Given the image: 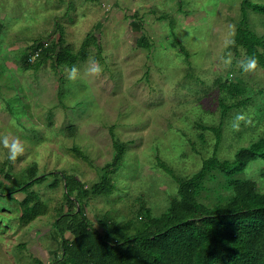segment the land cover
Wrapping results in <instances>:
<instances>
[{
  "label": "rangeland",
  "instance_id": "1",
  "mask_svg": "<svg viewBox=\"0 0 264 264\" xmlns=\"http://www.w3.org/2000/svg\"><path fill=\"white\" fill-rule=\"evenodd\" d=\"M240 3L0 0V137L18 138L24 146L13 162L0 143V264H60L53 221L70 207L62 176L74 174L90 187L113 159L111 131L125 146L121 163L109 172L114 186L90 193L76 206L99 232L105 231L99 222L104 214L129 219L138 199L155 214L164 210L175 193L174 178L197 170L214 151L215 131L205 126L220 129V159L230 160L238 147L258 141L264 131V72L258 63L245 72V49L232 43ZM246 14L250 28L264 36V16L249 7ZM59 33L74 52L89 39L88 56L73 64L79 70L75 82L67 79L70 66L53 63V51L24 65L32 45ZM92 58L103 68L99 76L87 73ZM229 83L243 91L233 95ZM220 103L228 107L224 116ZM73 145L86 158L75 155ZM32 167L46 174L30 187L45 211L25 222L19 220V200L27 193L9 194L5 174L16 172L18 182ZM234 176L254 180L264 192V158ZM215 181L203 196L212 197L207 200L212 207L229 196L220 173Z\"/></svg>",
  "mask_w": 264,
  "mask_h": 264
},
{
  "label": "trees",
  "instance_id": "2",
  "mask_svg": "<svg viewBox=\"0 0 264 264\" xmlns=\"http://www.w3.org/2000/svg\"><path fill=\"white\" fill-rule=\"evenodd\" d=\"M246 7L264 16V3L241 0V16L236 22L232 43L235 48L245 49V60L256 58L264 72V36L250 28ZM60 34L48 43L40 40L32 45L31 54L23 59L24 65L30 66L36 59H43L49 51L54 52L55 65L70 67L77 58L88 56L89 39L74 52L63 45ZM229 85L233 95L243 91L238 83ZM243 102L239 100V103ZM220 106L221 116H224L228 107L223 103ZM206 127L215 131L214 151L202 159L197 170L174 178L175 193L169 196L166 208L155 214L143 199H138L136 213L129 219L116 220L104 214L99 219L104 232L93 228L84 209H76V206L92 192L105 193L113 188L114 181L109 172L121 163L124 144L110 132L115 148L113 159L100 168L101 173L90 187H85L74 174L63 171L64 195L70 207L53 221L54 232L61 244L60 264H264V192L258 191L254 180L234 176L252 160L264 158V131L258 141L238 147L228 160L220 159L216 154L220 129ZM71 150L86 158L77 145ZM157 161L165 172L173 175V169L161 158ZM30 171V175L18 182L16 172L5 174V179L11 183L6 187L9 194L18 189L27 193L19 200V220L25 222L45 211L43 201L30 187L41 183L46 174H38L34 167ZM218 173L224 177L222 186L229 196L212 207L207 201L212 197L205 199L203 196L210 191L211 184L217 183ZM58 181H51L50 186L55 187Z\"/></svg>",
  "mask_w": 264,
  "mask_h": 264
},
{
  "label": "clouds",
  "instance_id": "3",
  "mask_svg": "<svg viewBox=\"0 0 264 264\" xmlns=\"http://www.w3.org/2000/svg\"><path fill=\"white\" fill-rule=\"evenodd\" d=\"M225 63H230V58L225 61ZM258 61L256 58L252 57L245 61L241 62V68L245 72L255 71ZM103 72L102 66L99 64V61L94 58L89 60V67L87 68V73L91 76H99ZM79 70L72 66L71 68L66 69L67 79L75 82L78 78ZM0 143H3V146L8 149V159L10 161H15L18 156L24 153L23 143L18 138H10L8 136L0 137Z\"/></svg>",
  "mask_w": 264,
  "mask_h": 264
},
{
  "label": "built area",
  "instance_id": "4",
  "mask_svg": "<svg viewBox=\"0 0 264 264\" xmlns=\"http://www.w3.org/2000/svg\"><path fill=\"white\" fill-rule=\"evenodd\" d=\"M38 51H39V49H38ZM32 57L34 58V56H32ZM32 57H31V58H32Z\"/></svg>",
  "mask_w": 264,
  "mask_h": 264
}]
</instances>
